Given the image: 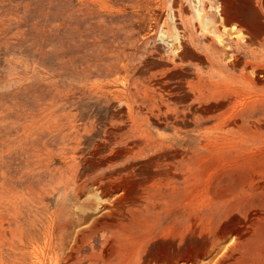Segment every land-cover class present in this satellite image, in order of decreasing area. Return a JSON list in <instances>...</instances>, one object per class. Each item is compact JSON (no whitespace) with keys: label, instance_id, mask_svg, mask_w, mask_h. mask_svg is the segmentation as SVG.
I'll return each mask as SVG.
<instances>
[{"label":"rangeland","instance_id":"obj_1","mask_svg":"<svg viewBox=\"0 0 264 264\" xmlns=\"http://www.w3.org/2000/svg\"><path fill=\"white\" fill-rule=\"evenodd\" d=\"M130 105L182 182L173 196L143 170L146 192L110 224L85 207L95 188L71 198L60 172L79 145L135 127ZM35 195L58 220L45 253L24 240ZM171 197L175 222L143 210ZM87 213L110 230L83 236L97 264H264V0H0V264H91L66 261ZM66 219L79 226L62 232Z\"/></svg>","mask_w":264,"mask_h":264},{"label":"bare ground","instance_id":"obj_2","mask_svg":"<svg viewBox=\"0 0 264 264\" xmlns=\"http://www.w3.org/2000/svg\"><path fill=\"white\" fill-rule=\"evenodd\" d=\"M132 105H134V104L132 103ZM139 107H141V106H139ZM136 108H138V107H136ZM141 108H143V107H141ZM141 108H140V111H141ZM135 109H133V110H135ZM133 110L131 109V105H130V108L127 107L126 111L125 110L120 111L119 114H121V118H123V121H124L125 120L124 116L126 115L125 113H127V116L130 117L132 119V122H134L136 124L135 127H132L131 125L128 126V124H126L125 122L122 123L121 130L119 127V130L115 133V135L114 136L112 135L113 137L110 138L108 136H105L103 138L101 137V139L96 141L97 142L96 145L93 147L92 151L89 153L88 156H85L83 153L85 148L83 146L79 145L76 148V150H77L76 154L73 157L71 156L72 159L75 161V163L64 165L61 168V172H60V174H61L60 185L63 187L64 190H62V191L65 192L66 195H67V190L69 188V185L70 184L72 185L70 187V190H69L71 194H69L70 196L68 195L71 198L74 196H77L80 198L86 192H89V189L91 187L95 188L96 191L93 193L91 192L92 197L88 198L89 202H87L85 204V207L87 209L90 208L93 211L101 210V209L107 207L109 209L107 212V213H109L108 214L109 216L105 217V220L108 221L109 223L113 222L114 221L113 218H115L119 214L123 215V213H125V210L127 208L130 209V211H131L132 206L130 205V202L133 199L132 194L134 192L136 193V191L142 190L143 186L145 185V184L141 183L143 173H145V172H143V170H149L153 173V174L151 173L153 175L151 177V179L153 181L156 180V182H158V181L162 180L161 182H164V184H162V186H166L167 189H169L172 192L171 194L173 196L176 195V193L178 192V190L180 188L178 183L182 182L181 172L174 167L173 168L171 167L170 170L167 171V176H162L163 175L162 174L163 173L162 172V164L163 163L161 164L160 162H157L159 160L158 159L159 156L157 153H154L155 151H157V149L156 150L154 149L155 151L151 152V148H150L151 144L149 143L148 144L149 146L143 144V136H144L143 131L145 129L143 130L141 125H139V122H135V121H138V119L135 118V116L137 115V111L134 112ZM142 112H140V114ZM138 116H139V113H138ZM126 120H127V118H126ZM127 121H129V120H127ZM113 131H114V129H113ZM107 134H109V133H107ZM80 139L81 138H79L78 141H80ZM82 139H84V138H82ZM150 139H152V137ZM81 143H82V141H81ZM158 147H159V145H158ZM35 155L38 156V153H35ZM184 156L186 157V155H184ZM184 164H187V163H184ZM166 165L167 164H165V166ZM69 172H70V174H68ZM168 172H170V173H168ZM146 173H148V172H146ZM165 173H166V171H165ZM147 176L148 175H145L144 179L148 178ZM188 179L189 178L187 176L185 178L186 184L188 183ZM145 182H147V181H145ZM150 182H152V181H150ZM154 182H152V183H154ZM152 183H150V184L148 183L147 186H145V187H148V185H152ZM156 185L157 184H155V186ZM150 188H151V186H150ZM142 191L146 192L145 189ZM150 191H149V193H151ZM158 191H160V190H158ZM142 194H144V193H142ZM139 195H141V194L139 193ZM145 195H147V194H145ZM152 195H153V192H152ZM112 196H113V200L111 199V201L109 199H107V200L104 199L106 197L110 198ZM135 197H137V196H135ZM151 197H150V199H151ZM153 197H154V195H153ZM138 198H135V199H138ZM141 198L142 197L140 196L139 199H141ZM145 198H146V196H145ZM32 199L36 200L38 198L35 195L32 197ZM142 199L145 200L144 197ZM155 199H157V198H154V200ZM38 200L40 201V203H42L44 205H42L41 207H38L35 210L33 217L31 219L29 218L30 219L29 233L26 236V238H24V240L28 239V241H30V243H32L33 249H41L42 248V252L45 253L48 249L51 248V242H52L53 234H54V231H50V230L44 233L46 221L48 219H50L49 222H55L56 223V221H58V220H57V216L54 219L53 217L46 215L47 213H45V210L47 209V207L45 205V202L41 199H38ZM152 200H153V198H152ZM190 200H191V195L189 196V203L191 202ZM192 200H193V197H192ZM156 201H158V200H156ZM137 202H139V200ZM186 202H187V200H186ZM156 203L157 204H155L154 202L149 203L148 201L147 202L143 201V204H142L144 207L143 210L154 209L155 212L158 213L159 215H160V213L163 214L165 211V213L167 215H169V217L172 219L171 222L176 221V219L180 213L181 207L179 208L178 215H176L175 210L178 209V206L180 203L174 197H171L170 199H167V200H161L160 202H156ZM192 203H193V201H192ZM184 204H186V203H184ZM132 205H133V208H135L137 206V205L135 206V204H132ZM187 205H189V204H187ZM100 207H101V209H100ZM61 208H62V210H61ZM61 208H60V211L64 210V212L67 215L70 214L67 206H63ZM137 208H139V207L137 206ZM137 208H135V209H137ZM139 210H140V208H139ZM139 210H136V212L137 211L139 212ZM132 214H136V213H132ZM51 215L53 216V214H51ZM128 215H131V214L128 213ZM93 216L94 215L90 214V213H87L83 216L82 219H85V221L91 220L92 224H90V226L86 229H80L79 230V232L76 236V238H77L76 245L74 246L71 253L67 255L68 260H66V261L71 260L70 262L74 263V261H77L79 258H81L83 261L90 260L91 264H97V262H95V259H96L95 253L96 252L93 250L95 244H94V242H91L89 238H92L94 236H97L99 238H104L108 232H106V231L103 232V231L105 229L107 231H110V230L104 227L105 223H104V225L101 224L102 220H104V216H102V215L98 216V217L97 216L93 217ZM136 218H134V219H136ZM139 218L140 217H138L136 220L140 221V220H138ZM79 222H80L79 219H74V220L73 219H66V220H63L62 222L60 220L58 224H60V228L63 232L65 230H68V228H70V227L79 226ZM120 223H122V222H120ZM120 223L118 222V224H120ZM130 223H132V221ZM130 223H129V225H131ZM110 224H108V225H110ZM122 225L123 224H121L120 226H122ZM136 225H137V222H136ZM131 226L133 227V226H135V224L133 223ZM173 226L174 225H172L171 227H173ZM122 227H124V226H122ZM125 231H126V234H128V235H131L133 233L131 231V229L125 230ZM230 231H232V230H230ZM216 234H217V232H216ZM226 234H228V233H226ZM84 235L89 237L88 238L89 241H87V239L85 237H83ZM42 238H44L43 241H42ZM54 238H55V236H54ZM83 238H85V239L82 240ZM65 240L66 239H63V243L61 246H65V244H66ZM41 241L43 242V247H41V245H42L40 243ZM202 244H204V243H202ZM52 247H54V246H52ZM85 247H88V249L90 248V250H89L88 255L83 256L81 254V250H83ZM62 260H63V258H62Z\"/></svg>","mask_w":264,"mask_h":264}]
</instances>
